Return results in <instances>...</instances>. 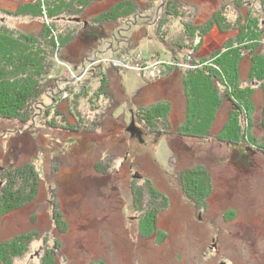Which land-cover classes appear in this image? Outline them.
Here are the masks:
<instances>
[{
	"label": "rangeland",
	"instance_id": "rangeland-1",
	"mask_svg": "<svg viewBox=\"0 0 264 264\" xmlns=\"http://www.w3.org/2000/svg\"><path fill=\"white\" fill-rule=\"evenodd\" d=\"M67 1L65 17L50 20L45 7L43 18L3 13L44 2L54 12L51 0H0V25L9 31L38 35L45 24L57 27L56 35L75 34L68 46L46 57L47 92L32 105L31 122L22 126L0 119V197L3 175L12 169L31 165L39 175L34 202L7 215L0 212V245L28 233L39 236L12 264H43L46 250L55 253L58 264H264V156L247 147L246 153L241 143L219 141H227L224 129L234 111L229 100L215 113L209 134L185 130L182 85L185 71L196 67L190 58L222 50L248 20L261 34L256 49L264 55V0H177L174 17L161 10L169 0H132L136 14L105 27L91 21L121 0H85L82 6L84 0ZM213 16L228 32L213 27L203 38L189 40L188 27H202ZM248 53L239 68L242 86L256 87L248 80ZM213 69L221 75L217 66ZM104 76L108 88L100 82ZM166 102L171 110L167 125L155 128L160 133L136 124L142 141L132 138L127 128L133 116L158 108L161 121ZM253 102L257 125L262 94L256 88ZM79 116L86 129L96 123L92 134L64 129L66 122L76 126ZM255 125L251 131L261 137ZM199 167L213 184L203 208L184 196L177 181L182 171ZM145 180L169 201L157 217L158 229L167 234L163 243L160 237L158 242L155 236L140 237L153 199L136 208L132 188ZM56 212L60 232L54 229Z\"/></svg>",
	"mask_w": 264,
	"mask_h": 264
},
{
	"label": "trees",
	"instance_id": "trees-1",
	"mask_svg": "<svg viewBox=\"0 0 264 264\" xmlns=\"http://www.w3.org/2000/svg\"><path fill=\"white\" fill-rule=\"evenodd\" d=\"M174 1L177 0H169L168 5L161 9L163 15L167 17L177 16L174 13ZM67 2V0H51L50 3L55 8L54 12L50 11L47 2H44L40 5L37 3L22 5L14 14L9 11H4L3 14L31 16L34 18H43L46 14L47 19L51 20L58 16L65 17L64 15L69 12L65 10L67 9L66 7H69ZM78 4L84 5L85 0L84 3L80 2ZM136 6L132 0H121L112 9L97 16V19L94 18L91 22L97 27H105L107 24L130 20L137 12ZM43 7L46 8L45 14ZM82 13L80 12V14ZM215 17L213 16V20L202 27H188L190 30V34L187 35L189 40H194L196 36H202L203 38L213 27H217L222 33L228 32L222 28L223 26H220L219 21ZM247 23L248 25L246 24L245 27L240 26L241 29L238 31L237 36L228 40L222 50L214 52L208 58H190L194 60L191 65L196 67L185 71L186 76L183 79L182 85L186 99V122L184 127L185 130H190L191 132L189 133L191 134H201L204 131L209 134L215 122V113L229 100L234 111H236H233L231 116L228 117L227 127L224 129L227 141H224L225 139H219V141L232 144L233 146L241 143L240 145L245 146L246 153L251 150V152L255 151L264 156V55L257 53L256 49L261 41V34L257 32L254 21L249 22L248 20ZM161 27L162 25H160ZM5 28L4 25H0V119L14 121L23 126L30 123L35 116L33 115L34 108H32V105L40 102L47 92V88L44 87L42 82L43 77L46 76L44 71L46 68L44 66L46 57L49 54L54 55L59 49L68 46L74 40L75 34L73 32L64 36L62 34L56 35L57 27L45 24L38 35L27 34L22 30L9 31ZM41 40L49 45L42 44ZM190 50L197 53V49L194 46ZM247 50L250 51L248 54L251 56V70L248 74V80L256 87L242 86L239 68ZM185 60L187 62L191 61ZM209 63L214 66L213 68L217 66L222 72L221 75L212 66L210 67ZM103 78H106V82L103 79L100 81L103 87L108 88L111 86L110 82H107L108 78L106 76ZM255 88L262 94V105L257 125L253 123L252 119L256 112L253 102ZM219 89L225 92L226 100L220 99L222 96ZM165 105L167 110L163 120L160 121L159 117L161 114L158 108H146L139 110L137 115L133 116L135 124L143 125L145 123L147 126L149 125L153 132L160 133L159 129L155 128L167 125L165 116L169 115L171 110L169 102H166ZM153 113L154 116L150 117L149 114ZM84 123L79 116L76 126L66 122L67 128L64 129L68 132L92 134V126L96 123H89V129L84 128ZM102 123L103 120L99 121V126ZM243 123L247 125L245 129H242ZM253 125L258 129V134L260 133L259 136L261 137H257L251 131L254 127ZM137 129L140 131L139 127ZM177 135L183 137L180 133H177ZM185 137L196 140L203 139L200 135L187 134ZM95 168L97 169V166ZM3 178H5V185L2 189L3 195L0 197V212L3 211V215L18 211L34 202L37 198L39 175L33 166L14 168L5 173ZM177 181L184 196L196 208L206 206V200L212 193L213 184L210 174L205 169L199 167L184 170L180 173ZM132 196L135 205H137L136 208H141L143 201L147 200L146 198L153 199L148 211L141 220L139 227L140 237L148 239L155 236L157 242L158 237H160L159 243H163L167 234H163L158 229L157 217L160 210L166 209L169 202L168 198L163 193L158 192L150 180H145L143 186H133ZM53 214V224L56 226L54 229L60 232L61 225L56 219L58 218V213ZM230 214L232 215V212ZM37 239H39L37 233H28L27 235L17 236L15 240L2 243L0 245V264H12L15 258L24 257L30 244ZM53 255H55L53 251L46 250V254L42 259L43 264H58L57 258Z\"/></svg>",
	"mask_w": 264,
	"mask_h": 264
},
{
	"label": "water",
	"instance_id": "water-1",
	"mask_svg": "<svg viewBox=\"0 0 264 264\" xmlns=\"http://www.w3.org/2000/svg\"><path fill=\"white\" fill-rule=\"evenodd\" d=\"M127 132L131 135L132 138H137L142 141V132L139 131L136 127L134 120H132L130 126L127 128Z\"/></svg>",
	"mask_w": 264,
	"mask_h": 264
},
{
	"label": "flooded vegetation",
	"instance_id": "flooded-vegetation-1",
	"mask_svg": "<svg viewBox=\"0 0 264 264\" xmlns=\"http://www.w3.org/2000/svg\"><path fill=\"white\" fill-rule=\"evenodd\" d=\"M132 120H134V119L132 118Z\"/></svg>",
	"mask_w": 264,
	"mask_h": 264
}]
</instances>
